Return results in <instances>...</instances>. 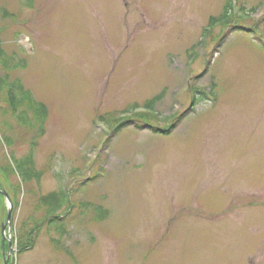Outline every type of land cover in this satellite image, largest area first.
Segmentation results:
<instances>
[{
    "label": "rangeland",
    "instance_id": "obj_1",
    "mask_svg": "<svg viewBox=\"0 0 264 264\" xmlns=\"http://www.w3.org/2000/svg\"><path fill=\"white\" fill-rule=\"evenodd\" d=\"M228 1L0 0V80L48 108L30 128L0 92V167L42 171L0 170V264H264V0L210 27Z\"/></svg>",
    "mask_w": 264,
    "mask_h": 264
},
{
    "label": "trees",
    "instance_id": "obj_2",
    "mask_svg": "<svg viewBox=\"0 0 264 264\" xmlns=\"http://www.w3.org/2000/svg\"><path fill=\"white\" fill-rule=\"evenodd\" d=\"M234 0H229L224 8L223 13L218 18H213L210 23V27H212L215 23H223V24H230L233 20V10H234ZM242 9H244L242 7ZM209 29L207 28L206 31ZM0 57L3 58L1 55L0 50ZM4 65H6V61H2ZM15 84V82L13 83ZM9 84L6 85L5 78H1L0 80V92L2 91L3 87L7 89L6 94L8 96V108L10 112L17 118V120L30 128H37L43 129V123L45 122V119L48 114V108L47 106L35 100L31 94H21L22 96L19 97V92L17 91V88L13 85ZM4 85V86H3ZM17 92H16V91ZM19 90H23V85L19 86ZM24 91V90H23ZM19 94V95H18ZM212 94V93H211ZM200 95V96H198ZM208 96L203 91H195L194 93V100L198 101L200 99L205 98ZM160 95H157L153 97L152 99L148 100L146 104L144 105V108L147 111V113H139V117L141 119H144L146 121H152L153 118L152 115L148 112L152 111L154 108V105L158 100H160ZM23 107V108H22ZM34 152L32 151L28 156L22 158V159H15V168L12 167L9 168H1V171H12L16 170L18 174L21 176L23 181H31L36 180L37 182H40L42 177V171H38L36 169V166L34 164L33 159ZM73 202L71 201V194L69 190H66L65 188H60L56 191L50 192L48 194L42 195L39 198V206L43 211V219L40 223L47 226L48 232L51 233L52 231L56 232L58 234V238H62L65 234V216L70 214V210L73 208ZM64 210L66 215L60 214L61 211ZM102 209L99 208V215H101ZM36 223L38 228H41V224ZM37 228V229H38ZM30 229L29 235L30 239L29 242L26 241L23 242V239L21 238L19 241V250L21 252H24L26 249L31 248L33 240L32 233L34 232L33 237L38 233L39 229ZM28 235V236H29ZM59 239L52 238V244L57 245Z\"/></svg>",
    "mask_w": 264,
    "mask_h": 264
},
{
    "label": "water",
    "instance_id": "obj_3",
    "mask_svg": "<svg viewBox=\"0 0 264 264\" xmlns=\"http://www.w3.org/2000/svg\"><path fill=\"white\" fill-rule=\"evenodd\" d=\"M0 192L7 198V200L9 201V211H8V216H7V221L8 223H10L11 221V217H12V208H13V204L11 202L10 196L8 194V192H6L5 190H0ZM6 229L7 227L4 225L3 226V235L6 237ZM10 249L12 248V241H10ZM5 264H8L7 261L5 262Z\"/></svg>",
    "mask_w": 264,
    "mask_h": 264
}]
</instances>
